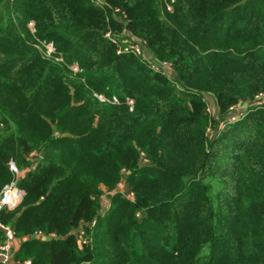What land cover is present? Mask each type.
<instances>
[{
  "label": "trees",
  "instance_id": "1",
  "mask_svg": "<svg viewBox=\"0 0 264 264\" xmlns=\"http://www.w3.org/2000/svg\"><path fill=\"white\" fill-rule=\"evenodd\" d=\"M100 2L0 0V195L14 182L25 191L0 214L14 259L264 264V0ZM37 42L54 43L62 63ZM137 42L142 58L118 54ZM151 65L175 69V83ZM125 171L135 202L116 191ZM102 187L113 197L104 218ZM96 219L84 250L78 230Z\"/></svg>",
  "mask_w": 264,
  "mask_h": 264
},
{
  "label": "built area",
  "instance_id": "2",
  "mask_svg": "<svg viewBox=\"0 0 264 264\" xmlns=\"http://www.w3.org/2000/svg\"><path fill=\"white\" fill-rule=\"evenodd\" d=\"M96 2L98 4H102V2H100V0H96ZM171 8V6H170ZM169 8V10H170ZM172 9V8H171ZM118 12V10L116 11ZM106 38L110 41H112L113 43H117V40L115 38H113V36L110 34H108L106 36ZM121 53H131L136 57L142 58L143 54H144V47H143V43L142 42H137L135 44H129L123 48H120L118 50V54ZM153 70L157 71V72H163V70L157 66V65H151ZM163 66L165 68H170L171 67L168 64H163ZM170 75H172V70L169 71ZM116 102L119 101L115 100ZM132 101H130V99L126 100V103H131ZM11 169L12 171L16 174V177H19V175L21 174V172L19 170H17L16 166L14 163H11ZM25 195V191L22 190L20 187L17 186V184L14 182L10 185H7L3 192L0 195V214L3 210L5 209H9L12 210L14 208H16V206L19 205V203L21 202L22 198ZM104 202V200H103ZM108 202L105 203V206H108ZM108 209L102 210L101 214H100V218L104 217L103 215H105L107 213ZM97 220H93L92 222L89 223H84L81 225L80 229L78 230V232L80 233L79 235V241L80 242H85V239H83V235H84V229H86V227L89 228H93L97 225ZM0 228L5 232L6 235V241L5 243L0 245V264H32L31 261L27 260L24 262H19L17 260L14 259L15 257V252H16V247H15V241H16V236H15V232L12 228H9L3 224L0 223ZM78 233V234H79ZM82 237V240H81ZM34 238L39 239V240H47L49 238H55L54 234H43L41 232H38L34 235Z\"/></svg>",
  "mask_w": 264,
  "mask_h": 264
},
{
  "label": "rangeland",
  "instance_id": "3",
  "mask_svg": "<svg viewBox=\"0 0 264 264\" xmlns=\"http://www.w3.org/2000/svg\"><path fill=\"white\" fill-rule=\"evenodd\" d=\"M172 8V7H171ZM170 8V10H172ZM116 10H118V9H116ZM119 11V10H118ZM29 29L32 31V33H34L35 32V24L34 23H30L29 24ZM108 34H110V36L112 35L113 36V34L111 33V32H108V33H106L105 34V38H106V36L108 35ZM107 39V38H106ZM132 44H135V43H132ZM34 46L37 48H39V50H40V52H41V54L43 55V57H45L46 59H49V60H52V61H54V62H56V63H62V61H63V58H62V56H61V54L62 53H60L58 50H57V47L55 46V44L54 43H52V42H50L49 44H47V43H43V42H37L36 44H34ZM139 58V57H138ZM165 64H168L171 68L173 67V64L172 63H170V62H164ZM70 69H71V71H72V73H74V75H78L79 73H80V67L77 65V64H74L72 67H70ZM150 69L152 70V71H154L155 73H160L161 75H163L165 78H167L169 81H172L171 79H174L172 82L173 83H175V78H176V76H178L177 74H176V70L175 69H173V72H172V74H173V76H175V77H173V78H171L172 76L169 74V72H165L166 74H164V73H162V72H157V71H155V70H153V68H152V66H150ZM177 79V78H176ZM179 87V86H178ZM181 89V88H180ZM183 95H185L184 93H183ZM94 96L99 100V101H101V102H107V103H110V104H114V105H120L121 103H126V100L127 99H130V101H132L130 104L129 103H126V105L129 107V109H130V111L132 112V110L135 108V102L131 99V98H126V100H124V101H122L121 99H119V98H117V97H113L111 100L110 99H107L105 96H103V95H100V94H94ZM258 99V101L262 104V102H261V100H260V98H257ZM115 100H117V101H119V104H118V102H116ZM205 101H206V107H207V109H206V112L207 113H209L210 114V110H212V106H211V103L209 102V100L207 101L206 99H205ZM261 104H258V105H261ZM234 120H235V118H232L229 122L230 123H235L234 122ZM213 127H211L210 126V128L208 129V132H207V136L209 137V138H211L212 136H214V135H216V136H218L219 135V132L218 133H214L213 132ZM219 131H221V132H226L227 131V127H226V124H225V122H221L220 124H219ZM31 157V156H30ZM40 157L42 158L43 156H42V154H41V156H39V154L37 153V154H33L32 155V157L30 158V162H31V165H33V166H35L37 163H38V161L40 160ZM11 163H14L13 161H10L9 162V169H10V171L12 172V174L14 175V177L16 178V174L12 171V169H11ZM15 164V163H14ZM15 166H16V164H15ZM16 168H17V170H19L20 171V169H18V167L16 166ZM128 175H129V172H127V171H125L124 172V178H123V180H122V183H124V185L121 187V188H117L116 189V191H117V193L123 198V199H126V198H128V197H130L131 199H132V202H135L134 200H135V198H136V194L131 190V188H130V186H129V184L127 183V177H128ZM6 187V186H5ZM4 187V188H5ZM4 190V189H3ZM3 190H2V192H3ZM102 190H103V193H102V195L100 196V210H99V214H98V216L100 217V214H101V211L102 210H105V209H108L107 210V213L105 214V215H103L104 217H106L107 215H108V213L111 211V209H112V198L113 197H111V195H110V191H108V189L107 188H105V187H102ZM25 196V195H24ZM23 199H24V197L22 198V200H21V202L19 203V205L22 203V201H23ZM103 200H104V202H103ZM106 202H108V206H105V203ZM18 205V206H19ZM18 206H16V207H18ZM14 209H16V208H14ZM14 209H12V210H14ZM103 217V218H104ZM139 217V216H138ZM95 227H93L92 228V230L94 229ZM0 230H2L1 228H0ZM3 231V230H2ZM4 232V231H3ZM4 234H5V232H4ZM6 236V235H5ZM81 244H83V246L85 247L84 248V250H86V249H92L93 248V245L92 244H87V242L85 241V242H81ZM87 264H90V263H87Z\"/></svg>",
  "mask_w": 264,
  "mask_h": 264
},
{
  "label": "crops",
  "instance_id": "4",
  "mask_svg": "<svg viewBox=\"0 0 264 264\" xmlns=\"http://www.w3.org/2000/svg\"><path fill=\"white\" fill-rule=\"evenodd\" d=\"M31 157H32V155H31ZM21 174H22V172H21ZM14 245H15L16 250H17V248H18V246H19V242L16 240Z\"/></svg>",
  "mask_w": 264,
  "mask_h": 264
},
{
  "label": "water",
  "instance_id": "5",
  "mask_svg": "<svg viewBox=\"0 0 264 264\" xmlns=\"http://www.w3.org/2000/svg\"><path fill=\"white\" fill-rule=\"evenodd\" d=\"M42 156H43V153H42Z\"/></svg>",
  "mask_w": 264,
  "mask_h": 264
}]
</instances>
